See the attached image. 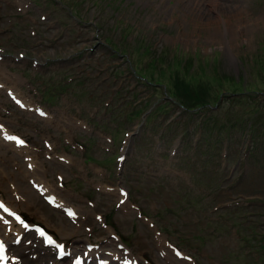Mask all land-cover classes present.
I'll list each match as a JSON object with an SVG mask.
<instances>
[{"label":"rangeland","instance_id":"1","mask_svg":"<svg viewBox=\"0 0 264 264\" xmlns=\"http://www.w3.org/2000/svg\"><path fill=\"white\" fill-rule=\"evenodd\" d=\"M208 1L0 0V198L29 232L37 223L71 254L91 243L103 258L121 257L118 235L137 264H264V141L237 125L216 130L247 108L221 97L185 110L131 71L132 60L142 71L148 60L183 65L187 53L189 74L211 79L205 60L216 55L222 75L248 79L262 56L264 0ZM137 103L160 106L144 123V113L125 117ZM9 238L20 264L53 255Z\"/></svg>","mask_w":264,"mask_h":264},{"label":"trees","instance_id":"2","mask_svg":"<svg viewBox=\"0 0 264 264\" xmlns=\"http://www.w3.org/2000/svg\"><path fill=\"white\" fill-rule=\"evenodd\" d=\"M134 51L141 55L148 52V48L145 47ZM258 51H260L259 54L262 56L258 57L256 62L250 66L249 78L245 80L240 74L237 79L233 76L222 75L215 66L217 64L215 62L217 59L216 55H212L211 58H206L205 60L206 66L212 65V68H214V73L209 72L212 74L211 79L207 78L204 72L201 73V76L186 72L185 67L189 65L190 61L193 62L187 53H184V57L187 56L188 59L185 60L183 65L176 62L168 64L165 68L160 66L157 68L158 64L155 60H148L147 66L142 67L144 68L142 71L136 60H132L131 71L134 75L141 74L142 83L162 85L161 87L166 94L185 110L210 109L217 104L221 97L230 100L231 104L244 105L248 110L244 115L250 114L248 117L240 115L234 123L220 122L219 125H216V130L217 132L225 131L227 128L237 125V128H241L242 131L245 130L248 141L249 138H253V141L262 142L264 141V46L262 42L258 46ZM114 52H117L116 48ZM116 70V68L113 69V71ZM189 81L192 84L186 88L184 84ZM179 85H184V89L179 90ZM159 106V103H157L154 107L145 110V108H142L141 103H137L131 106L125 117L130 120L140 113H144L143 121L146 123L149 117L157 112ZM108 111L110 114H114L115 108L110 107ZM256 125L259 128V133L254 132V126ZM208 128L204 126V131L208 130ZM259 136L261 139L258 138Z\"/></svg>","mask_w":264,"mask_h":264},{"label":"bare ground","instance_id":"3","mask_svg":"<svg viewBox=\"0 0 264 264\" xmlns=\"http://www.w3.org/2000/svg\"><path fill=\"white\" fill-rule=\"evenodd\" d=\"M190 1H192V0H190ZM203 1L204 0H202V3H203ZM217 1V0H216ZM216 1H214V0H209L208 2H207V5H208V8L210 9V10H214V9H217L218 8V4H217V2ZM198 2V1H197ZM201 5V4H200ZM199 5V6H200ZM221 5V4H220ZM224 5V4H223ZM222 5V6H223ZM228 7V6H227ZM235 7V6H234ZM204 8H205V6H204ZM232 8V7H231ZM206 9V8H205ZM205 9H202V11L204 10L205 11ZM230 10V9H229ZM228 12V11H227ZM206 13H208V12H206ZM204 14V13H203ZM215 14V13H214ZM226 14V13H225ZM224 14V15H225ZM228 14V13H227ZM212 15V14H211ZM216 15V14H215ZM236 15V14H235ZM210 17V16H209ZM217 17V16H216ZM219 17V16H218ZM238 17V16H237ZM213 18V17H212ZM215 18V17H214ZM212 20V19H211ZM210 21V20H209ZM215 21H217V19L215 20ZM219 21V20H218ZM230 21V20H229ZM214 22V21H213ZM221 23V22H220ZM240 23V22H239ZM227 24V23H226ZM231 24V23H230ZM229 24V25H230ZM217 25V24H216ZM219 26V25H218ZM237 26V25H236ZM228 27V26H227ZM225 28V27H224ZM231 29V28H230ZM225 30V29H224ZM234 30V28L232 29V31ZM6 84H9L8 82H6L5 84H4V86L6 87ZM2 85V84H1ZM7 89H8V91L14 96V98H16L19 102H21V103H24V104H28L26 101H25V99L24 98H21L20 96H19V93L17 92V89L16 88H14L13 86H11V85H9V86H7ZM2 135H4V138H7V136H8V133L4 130V132H2ZM8 141V140H7ZM10 143V145H12V146H15V143L13 142V141H10L9 142ZM1 144V143H0ZM25 148V147H24ZM26 148H27V146H26ZM21 150V149H20ZM26 150V149H25ZM6 156V155H5ZM11 157V156H10ZM6 159V158H5ZM29 160H31V158L29 159ZM36 160V159H35ZM1 161H2V159H1ZM6 162V161H5ZM4 162V163H5ZM29 165H31V167L33 168V169H31L30 171L28 170V172H35V168H34V165H33V163L30 161L29 163H28ZM39 166V165H38ZM4 173V172H3ZM32 175V174H31ZM7 176V174L4 176L3 174H0V177H2L3 179H4V181L5 182H7V178H8V176ZM1 178V179H2ZM3 181V182H4ZM41 181V180H40ZM37 183H40L39 181L37 182ZM17 188V187H16ZM43 188H44V190H45V192L46 193H48V194H50V188H49V186H48V184H43ZM22 192V191H21ZM22 194H23V192H22ZM21 194V195H22ZM57 196V195H56ZM20 198H21V196H20ZM24 201L26 200V199H23ZM28 200V199H27ZM53 200H55V201H57L58 200V197H54L53 198ZM28 202V201H27ZM23 222H24V218L23 217H21V220H20V222H15V220H13L10 216H8V215H6L5 213H3L2 211H0V237H1V239H2V241L4 242V244L6 245V249L7 250H9V248H11L13 245H14V243L15 242H13L10 238H9V233H13V238H16L17 236H19V238L20 239H22V240H25L26 242H27V244L25 243L24 244V242L23 241H21V243H19V246H21L22 247V249H26V250H32V251H35L36 249L35 248H37V249H40V248H43L45 251H46V253H49L50 251H52V253H53V255L55 254V245H52V244H49V245H47L46 247H44V243H43V241H42V236H40V240L38 241V239H39V237L37 236V233L35 232V230H33V232L31 233V232H29V230H27L28 228H26L25 226H27V223L26 222H24V226H23ZM108 232V231H107ZM111 232V231H110ZM118 236L117 235H115L114 236V240H113V242L116 244V245H118ZM86 243H84V245H85ZM34 252H32L31 254H33ZM88 253V252H87ZM45 254V253H44ZM43 255V254H42ZM74 255H77V253H75V254H73V255H71L70 257H69V259H70V261H68L67 262V264H72L71 263V258L72 257H74ZM88 256H89V253H88ZM123 256H125L126 257V259H125V261L127 260H129V255H123ZM129 257V258H128ZM49 258V257H48ZM48 258L47 259H45L46 261L48 260ZM86 258L88 259L89 257H87L86 256ZM134 257H132L131 259H130V263L129 264H133L132 263V259H133ZM31 261V260H30ZM125 261H123V262H125ZM7 264H19V261L18 260H16V258L14 257V256H9L8 255V260H7ZM48 264H55L53 261H50V259H49V261H48Z\"/></svg>","mask_w":264,"mask_h":264},{"label":"snow or ice","instance_id":"4","mask_svg":"<svg viewBox=\"0 0 264 264\" xmlns=\"http://www.w3.org/2000/svg\"><path fill=\"white\" fill-rule=\"evenodd\" d=\"M9 139H16L15 137H8ZM18 143H23V141H17ZM0 207H2V205H0ZM70 215H73V213H69ZM49 243H51V241L49 240ZM2 251H3V245L2 244H0V253H2Z\"/></svg>","mask_w":264,"mask_h":264}]
</instances>
